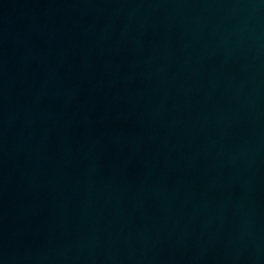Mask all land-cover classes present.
Listing matches in <instances>:
<instances>
[{
	"label": "water",
	"instance_id": "obj_1",
	"mask_svg": "<svg viewBox=\"0 0 264 264\" xmlns=\"http://www.w3.org/2000/svg\"><path fill=\"white\" fill-rule=\"evenodd\" d=\"M0 264H264V0H0Z\"/></svg>",
	"mask_w": 264,
	"mask_h": 264
}]
</instances>
